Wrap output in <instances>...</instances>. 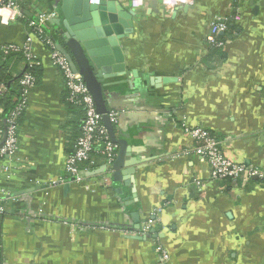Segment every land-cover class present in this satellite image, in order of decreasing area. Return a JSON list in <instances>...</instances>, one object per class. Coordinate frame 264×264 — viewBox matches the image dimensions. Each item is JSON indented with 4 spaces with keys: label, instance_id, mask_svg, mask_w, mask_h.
<instances>
[{
    "label": "crops",
    "instance_id": "1",
    "mask_svg": "<svg viewBox=\"0 0 264 264\" xmlns=\"http://www.w3.org/2000/svg\"><path fill=\"white\" fill-rule=\"evenodd\" d=\"M18 2L25 17L0 22V47L31 34L38 68L13 174L0 170V188L18 193L0 215V264H264V179L214 181L200 156L179 155L194 144L185 128L203 127L228 157L264 168V0H194L172 11L147 0L132 9L125 69L104 80L124 163L105 181L103 165L88 173V188L65 173L80 115L67 104L51 48L26 23L55 9L43 30L57 37L61 1ZM215 16L228 18L215 35L220 45L207 39ZM23 62L7 60L13 78ZM62 176L67 182L51 183Z\"/></svg>",
    "mask_w": 264,
    "mask_h": 264
},
{
    "label": "built area",
    "instance_id": "2",
    "mask_svg": "<svg viewBox=\"0 0 264 264\" xmlns=\"http://www.w3.org/2000/svg\"><path fill=\"white\" fill-rule=\"evenodd\" d=\"M146 1L129 0L132 9L142 7ZM151 1L160 3L166 11H172L184 5L189 6L194 2V0ZM90 2L97 3L98 0H90ZM24 17L23 9L17 0H0L1 23L8 24L10 21ZM56 17H58V11L51 9L39 12L35 19H28L27 24L33 34L38 35L51 48L52 63L62 76L64 87L67 90V99L75 104L82 105L84 116L81 121L80 135L75 143V151L72 154L66 155L65 173L70 177L69 179L77 183L85 184L88 188V185H86V182H88L87 174L92 171L94 172L101 165L104 166L102 181H105V177L108 176L110 167L115 160L118 145L110 140L108 131L102 122L101 115L96 112L92 96L88 92L81 76L72 71L64 55L55 48L52 39L44 34L43 25ZM238 17V15L235 16V18ZM227 24L228 18L215 16L210 25V35L207 37L208 42L220 45L221 42L215 39V35L225 30ZM1 48L5 53L22 51L30 66L38 64L36 56L33 53L31 34L27 36L22 45L10 43L2 45ZM19 83L21 85V98L18 104L5 117L6 136L0 145V170L3 171L7 179L13 174L14 164L12 160L16 154L20 128L18 119L25 110L27 93L35 85V76L32 72L26 71L21 75ZM118 115L119 111L109 110V117L113 123L116 121ZM185 129L192 136L194 144L180 151L179 155L186 156L195 154L200 156L208 165L209 175L212 180L233 182L240 176L255 177L260 180L264 179V168L247 165L228 157L223 151L221 141L209 130L203 127ZM2 133L3 131L0 129V142ZM85 162L87 166L80 167ZM65 182L67 180L63 176L51 181L52 184H62ZM195 183L197 186H200L201 181L196 179ZM12 196V193L6 188H0V215L6 213L9 200ZM152 223L153 219L144 224L142 227L143 234L150 228V224ZM156 248L161 252L163 258H167V253L162 245L157 243Z\"/></svg>",
    "mask_w": 264,
    "mask_h": 264
},
{
    "label": "water",
    "instance_id": "3",
    "mask_svg": "<svg viewBox=\"0 0 264 264\" xmlns=\"http://www.w3.org/2000/svg\"><path fill=\"white\" fill-rule=\"evenodd\" d=\"M60 1L61 17L57 18L55 23L61 27L57 37L51 39L55 48L64 55L72 71L81 76L92 96L96 112L101 115L110 140L118 145L117 155L111 165L112 169H118L124 163L126 140L116 138L114 123L109 117L104 80L121 74L125 69L121 42L133 31L135 12L125 9L117 0H98L97 3L90 0ZM5 136L4 128L0 145ZM132 216L136 221V214ZM136 228H139V224Z\"/></svg>",
    "mask_w": 264,
    "mask_h": 264
},
{
    "label": "trees",
    "instance_id": "4",
    "mask_svg": "<svg viewBox=\"0 0 264 264\" xmlns=\"http://www.w3.org/2000/svg\"><path fill=\"white\" fill-rule=\"evenodd\" d=\"M18 1V0H17ZM19 3V2H18ZM21 6V3H19ZM22 7V6H21ZM29 19H34V18H29ZM28 19L26 20L27 23ZM45 34V33H44ZM46 35V34H45ZM47 36V35H46ZM11 56H19L24 62V70L23 72L19 75V77L13 78L11 71L6 65L7 60ZM38 64H34L30 66L27 62V59L24 57L22 51H17V52H7L5 53L2 48L0 47V86H4V90H0V106L2 108L0 112V129L2 131L4 130L6 124H5V117L7 116L8 112H10L20 101L21 98V85L19 83L21 75L26 72L30 71L33 73L35 76V83L37 82L36 78V69ZM66 101L70 109L77 111L80 117H78V121L75 123V131L74 135L72 137V140L70 142V145L68 147V150H66V154H72L75 151V143L80 135V126H81V121L84 116V111L82 108V105L80 104H75L67 99V90H66ZM24 112V111H23ZM23 112L21 113L18 123L21 124V119ZM97 160V159H96ZM99 163V161H97ZM87 166V163H82L80 167H85ZM95 166V165H94Z\"/></svg>",
    "mask_w": 264,
    "mask_h": 264
}]
</instances>
